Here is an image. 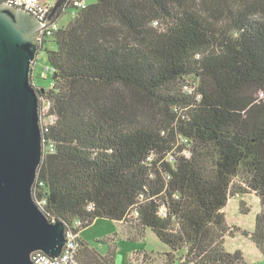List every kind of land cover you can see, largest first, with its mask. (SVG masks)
<instances>
[{
  "label": "trees",
  "instance_id": "16d2710c",
  "mask_svg": "<svg viewBox=\"0 0 264 264\" xmlns=\"http://www.w3.org/2000/svg\"><path fill=\"white\" fill-rule=\"evenodd\" d=\"M40 42L56 77L35 84L34 197L76 235L75 264H115L150 230L161 264H249L224 247L225 208L248 195L261 211L242 234L264 256V0H67ZM97 219L119 233L81 238ZM140 252L129 264H154Z\"/></svg>",
  "mask_w": 264,
  "mask_h": 264
},
{
  "label": "water",
  "instance_id": "95a60500",
  "mask_svg": "<svg viewBox=\"0 0 264 264\" xmlns=\"http://www.w3.org/2000/svg\"><path fill=\"white\" fill-rule=\"evenodd\" d=\"M66 1L55 2L47 24ZM44 27L35 14L0 4V264H35L38 250L59 257L68 239L66 224L51 221L34 197L44 144L33 67Z\"/></svg>",
  "mask_w": 264,
  "mask_h": 264
},
{
  "label": "rangeland",
  "instance_id": "374dc122",
  "mask_svg": "<svg viewBox=\"0 0 264 264\" xmlns=\"http://www.w3.org/2000/svg\"><path fill=\"white\" fill-rule=\"evenodd\" d=\"M86 2L91 4L96 2V0H86ZM71 19V10H68L60 16L58 23L60 25H65L70 22ZM47 46L54 47V44L50 43ZM49 66L47 53L42 49L33 67L34 84L40 88H49L51 86L54 72L52 69H47ZM242 203L244 204L241 206ZM245 208H248L249 211H245ZM260 211L261 204L254 195H248L245 198L237 197L231 199L224 211L232 231H235L230 237L226 238L224 247L230 252L236 250L243 252L249 264H264V256L260 253L255 244L242 234V231L250 232L254 229L256 215ZM236 229H240V231L236 232ZM115 233H119V226L116 222L108 219H97L93 224L83 229L80 236L87 241H93ZM131 243L123 238L120 239L118 242L115 264H129L130 257L139 255V251H141V254L145 252L150 254L154 264H161V257H163L162 253L171 251L170 247L163 243L151 230L146 232V236L143 240L138 241L135 245ZM135 261V264L138 262L142 264V257L138 258L137 256V260L135 258Z\"/></svg>",
  "mask_w": 264,
  "mask_h": 264
},
{
  "label": "built area",
  "instance_id": "2783aa9c",
  "mask_svg": "<svg viewBox=\"0 0 264 264\" xmlns=\"http://www.w3.org/2000/svg\"><path fill=\"white\" fill-rule=\"evenodd\" d=\"M7 3L23 8L35 14L38 19L45 24L42 33L47 29H50L52 26V23L47 24L46 21L55 5L54 1L44 2L43 0H9ZM79 5H83V3H80ZM53 26L56 27V24H53ZM75 236L76 235H74L72 232L67 231L68 239L61 256L53 258L45 252L38 250L34 251L31 255L33 262L35 264H75L74 257L77 248L74 242Z\"/></svg>",
  "mask_w": 264,
  "mask_h": 264
}]
</instances>
